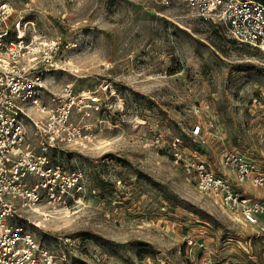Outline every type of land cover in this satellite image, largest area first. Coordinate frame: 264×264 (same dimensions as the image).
Here are the masks:
<instances>
[{
    "label": "rangeland",
    "instance_id": "1",
    "mask_svg": "<svg viewBox=\"0 0 264 264\" xmlns=\"http://www.w3.org/2000/svg\"><path fill=\"white\" fill-rule=\"evenodd\" d=\"M6 1L11 22L23 18L30 34L69 45L71 69L55 74V87L114 92L93 115L95 141L52 151L78 177L77 202L52 212L44 203L46 220L23 209L40 225L20 219L26 229L67 264H200L188 257L189 234L208 240L217 259L263 264V237L201 192L175 153L219 170L233 150L264 169V51L179 4Z\"/></svg>",
    "mask_w": 264,
    "mask_h": 264
},
{
    "label": "built area",
    "instance_id": "2",
    "mask_svg": "<svg viewBox=\"0 0 264 264\" xmlns=\"http://www.w3.org/2000/svg\"><path fill=\"white\" fill-rule=\"evenodd\" d=\"M154 1L185 6L220 25L228 37L264 51L263 0ZM12 14L9 2L0 0V264H67L66 257L53 253L26 229L20 219L40 225L21 211L40 213L46 220L53 215L40 210L44 203L52 212L77 202L78 177H70L55 163L52 151L95 141L93 115L103 112L114 92L108 84L104 96L97 90H77L73 82L55 87V74L71 69L65 55L69 45L30 34L23 18L11 22ZM203 132L202 124L193 126L194 136ZM175 155L201 192L213 194L232 219L251 226L255 236L264 239V169L256 161L231 150L223 154L217 170L180 150ZM184 242L192 261L198 257L200 264H241L215 258L203 237L189 234Z\"/></svg>",
    "mask_w": 264,
    "mask_h": 264
},
{
    "label": "bare ground",
    "instance_id": "3",
    "mask_svg": "<svg viewBox=\"0 0 264 264\" xmlns=\"http://www.w3.org/2000/svg\"><path fill=\"white\" fill-rule=\"evenodd\" d=\"M144 121V120H143Z\"/></svg>",
    "mask_w": 264,
    "mask_h": 264
}]
</instances>
